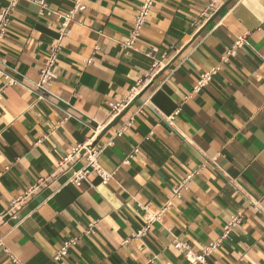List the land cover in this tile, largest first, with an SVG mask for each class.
<instances>
[{
  "label": "crops",
  "instance_id": "obj_1",
  "mask_svg": "<svg viewBox=\"0 0 264 264\" xmlns=\"http://www.w3.org/2000/svg\"><path fill=\"white\" fill-rule=\"evenodd\" d=\"M34 1L0 0V13L16 3L0 49V264H188L177 243L201 253L219 240L207 264H264V0H156L133 47L145 0H84L63 38L77 0H45L51 15ZM131 93L113 118L108 104ZM86 142L108 183L69 182L86 159L60 163ZM146 210L162 220L139 236Z\"/></svg>",
  "mask_w": 264,
  "mask_h": 264
},
{
  "label": "built area",
  "instance_id": "obj_2",
  "mask_svg": "<svg viewBox=\"0 0 264 264\" xmlns=\"http://www.w3.org/2000/svg\"><path fill=\"white\" fill-rule=\"evenodd\" d=\"M83 1L84 0H77L72 11H70L69 13L65 15H60V18H61L60 36L62 38L68 35L70 23L74 21L75 17L78 14H80L81 12L85 10L86 6L84 5ZM34 2L37 3L41 7L42 14H45V15L52 14V11L48 8L45 0H35ZM155 2L156 0H145L144 1L138 13V16L136 18L135 25L132 30L131 40L125 44L126 47L134 46V43L139 33L141 32L142 28L147 22V19L151 13V10ZM15 5L16 3H13L12 7L4 9L0 13V49L2 47V41L5 38L8 26L10 24L12 8ZM247 44L248 43H247L246 37H239L235 41L229 54L235 55L238 49L246 46ZM60 47L61 45L59 43L56 45H53L50 58L48 59L45 66L41 70L39 81L36 83V90L40 92V94H42L43 97L45 96L48 97L52 95L50 88L52 87L54 80L57 78V76L54 73V67L57 62V57L60 51ZM96 50H98V48H96ZM216 73H217V69H212L211 71L205 73V75L201 79H199V81L197 82V85L195 87L196 91H200L203 87L208 85L212 81V78ZM133 98H134V93H131L130 95L127 96L125 100H123L120 103H109L108 106L110 108L111 116L115 118L120 113H122L127 108L129 103L133 100ZM171 121L172 120L167 119V122L170 125H172ZM133 122H134L133 119H131L128 123H126L124 127H122V129L118 131L117 135L121 136L133 124ZM135 152H138V150L136 149ZM101 153H102L101 150L96 149L92 144H89L88 142L75 147L72 153L61 161L60 163L61 167H65L66 165L71 164L76 159H78L80 156L85 157L86 165L83 169L74 172L69 182L71 184L80 186L82 181L87 179V176L91 172H95L102 179V182L104 184L108 183V181L112 178V175L109 174L106 170H104L102 166L100 165L98 159ZM191 178H192V175L188 176L187 179H185L179 187L175 188L174 194L180 195L182 190L186 188ZM45 181H46L45 179H41L40 181H38V184L36 187L26 192L25 195L20 200H17L13 203V207L20 204L24 199H27L32 193H34V191H36L40 186H42V184H44ZM146 212H147V222H146L144 229L138 233L139 236H145L152 224L162 220V216H163L162 212L158 214L150 213L147 210ZM238 223H239V219H235L229 225L226 226L223 239L230 237V233L232 232V229L235 226H237ZM92 228L93 226H90V230ZM220 242L221 240L212 243L207 248H205L201 253L194 252L187 243L179 242L177 243L176 247L178 251L186 257L188 264H207V257L210 256L211 253L219 247ZM75 243H76L75 240L66 242L64 247L61 249V251H59L57 255V259H60L63 256L67 255L68 250L70 249V247L75 245ZM12 259L15 263L18 264V261L14 257H12Z\"/></svg>",
  "mask_w": 264,
  "mask_h": 264
}]
</instances>
